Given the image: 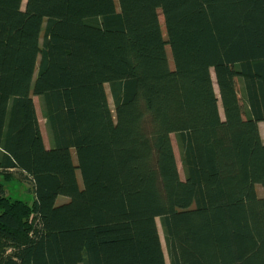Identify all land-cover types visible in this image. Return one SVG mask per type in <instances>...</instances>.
Listing matches in <instances>:
<instances>
[{"label": "trees", "instance_id": "obj_1", "mask_svg": "<svg viewBox=\"0 0 264 264\" xmlns=\"http://www.w3.org/2000/svg\"><path fill=\"white\" fill-rule=\"evenodd\" d=\"M22 2L0 0V264H167L158 224L169 264H264V0Z\"/></svg>", "mask_w": 264, "mask_h": 264}, {"label": "rangeland", "instance_id": "obj_2", "mask_svg": "<svg viewBox=\"0 0 264 264\" xmlns=\"http://www.w3.org/2000/svg\"><path fill=\"white\" fill-rule=\"evenodd\" d=\"M24 4H25V0H23L22 6H24ZM213 78L215 79L214 76H213ZM237 87H238L239 96H240V100H241L240 102L242 104V107L244 108V102H243L242 95H241V87H240V82L239 81L237 82ZM105 88H106V91H107V94H108L109 105H110L111 108H113V101H112V98H111V95H110V91H109L108 85H106ZM215 92H216L217 96H219L216 83H215ZM32 98H33V101H34V104H35L37 117H38V120H39V123H40V128H41L44 144L47 147L48 144H49V142H48V134H47L46 127H45V120H44V118L42 117V114H41V102H40V99H39L38 96L33 95ZM218 105H219L220 115H221V117H223V110H222L220 99H218ZM259 131H260L261 137H262V139L264 141V124L262 122L259 123ZM170 137H171V143H172L173 151H174V154H175L177 168L179 170V175L183 179L184 178V173H183V170H182V164H181V160H180L179 145H178V143L176 141L175 134H171ZM11 175H12V178L4 182L5 193H7L8 195H10V196H12L14 198L32 200L33 194H32V192L28 191L29 188L31 189L30 183L27 180H24L23 178H21L17 174V172H14ZM77 176L80 179L79 172H77ZM255 188H256V193H257L258 196H260V197L264 196V187H262L261 185H256ZM65 201H67V197L63 196V195H58L57 198H56V204H60V203H63ZM158 228L160 229L159 224H158ZM160 239H161V243H162L161 245L163 247V251H164V254H165L166 263L169 264V260H168V256H167V251H166V246H165L164 239H163L162 236H160Z\"/></svg>", "mask_w": 264, "mask_h": 264}, {"label": "bare ground", "instance_id": "obj_3", "mask_svg": "<svg viewBox=\"0 0 264 264\" xmlns=\"http://www.w3.org/2000/svg\"><path fill=\"white\" fill-rule=\"evenodd\" d=\"M159 233H160V236H162L163 237V235H162V232H161V230L159 229Z\"/></svg>", "mask_w": 264, "mask_h": 264}]
</instances>
